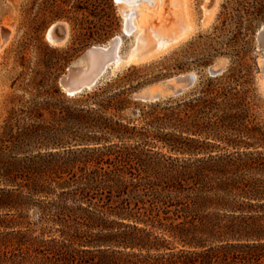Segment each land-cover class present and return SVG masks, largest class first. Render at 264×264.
<instances>
[{
    "label": "rangeland",
    "instance_id": "obj_1",
    "mask_svg": "<svg viewBox=\"0 0 264 264\" xmlns=\"http://www.w3.org/2000/svg\"><path fill=\"white\" fill-rule=\"evenodd\" d=\"M191 10L197 29L189 38L138 62L128 59L136 34L125 31L116 0H0L2 235L22 230L30 240L61 238L64 224L53 215L56 208L44 213L41 209L51 204L69 206L76 220L67 225H84L80 232L89 240L98 233L108 237L118 230L132 231L134 226L143 229V236L150 233L151 240L163 245L160 250L127 248L143 254L169 250L165 246L182 247L170 230L180 221L240 225V217L233 216H246L248 222L253 221L251 225L264 226V199L246 192L244 186L262 189L264 185V56L257 41L264 24V0H191ZM58 23L67 28L66 36L63 42L56 36L51 42L48 30ZM116 36L121 39L119 55L124 61L106 69L90 87L69 95L60 82L68 67L81 65L88 48L105 45ZM217 65L223 71L210 75L209 68ZM188 72H195L197 80L182 94L156 102L137 98L146 89ZM208 81L242 101L243 119H234L237 130L224 129L208 137L187 130L192 110L184 102L205 96ZM218 100L225 108L227 98ZM222 115L219 109L208 110L196 121L212 123ZM99 116L127 125L131 133L120 139L101 131ZM188 137L197 141H188ZM104 138H109L106 144L117 146L99 164L85 162L96 155L80 150L97 146L96 140ZM125 148L131 152L127 165L119 160L118 150ZM236 152L245 154L237 156ZM230 153L235 164L206 166L201 175L193 173L204 166L198 158ZM119 164L132 166L133 174H124L129 181L151 179L161 186L164 181L182 185L185 189L180 192L175 187L163 191L156 186V196L169 195L174 202L182 199L188 208L176 203L166 206L155 201L152 191L132 187L121 195L95 189L83 197L74 194L84 184L83 172L100 167L111 170ZM196 179L206 185L203 192ZM223 182L228 190L219 189ZM197 195L206 198L193 204ZM18 240L15 234L14 242L0 246L1 259L27 255L29 244L21 245Z\"/></svg>",
    "mask_w": 264,
    "mask_h": 264
},
{
    "label": "trees",
    "instance_id": "obj_2",
    "mask_svg": "<svg viewBox=\"0 0 264 264\" xmlns=\"http://www.w3.org/2000/svg\"><path fill=\"white\" fill-rule=\"evenodd\" d=\"M204 93L205 96L193 99L200 104L192 105L193 100L187 103L184 102V105L192 110L191 115H188L189 118L192 117L190 119L192 120L190 122L191 129L187 130L194 135L203 134L207 137L217 136L224 129L237 130L238 127L235 120L243 119V113L240 112L242 110V101L229 97L228 90L225 87L220 85L215 86L212 81H208V87L204 90ZM224 98H227V105L225 108H221V104L223 103L219 102L218 99H222L221 101H223ZM213 109H219L224 113V115L218 118V121L207 124L206 122L196 121V118L202 117L200 115ZM233 109L238 110L233 112ZM97 126L101 131H105L120 139L127 136L126 134L131 133L127 125L112 122L103 116H99ZM186 139L191 142L197 141L195 137H188ZM104 141H109V138L97 139V146L83 147L80 150L93 153L91 154L93 156L96 155L93 158L87 157L84 159L85 162L94 160L99 164L103 160L102 156L109 154L107 151L110 152L114 146H117L115 143L106 144ZM118 151L122 157V159H119L120 162H126L127 165L129 160L126 157H129L131 152H128L127 148ZM236 154L237 156H241V154L245 153L236 152ZM235 159L232 153L219 156L212 154L203 156L198 158L197 161H200L199 164L205 167L201 166L193 173L201 175L202 172L207 170L206 166H229L235 164ZM237 159L242 161V157H237ZM126 165L122 166L119 164L111 170L100 167L89 172H83L81 180H84V184L77 188L74 194H80L83 197L88 190L95 189L106 190L109 194L114 191L116 195H121L122 193H126L129 187H132L133 190L152 191L155 201L163 202L166 206L176 203L175 205H182L188 208V204L186 205L182 202V199L174 202L169 195L163 199L161 195L156 196L157 190L155 187L161 186V184L155 183L151 179L144 181V183L142 181L133 182L124 179V174H133L132 166L126 167ZM196 181L195 183L201 187L200 191L203 192L206 185L201 184L200 179H196ZM164 183L165 185L161 186V190L163 191L170 190L172 187H175L179 192L185 189L182 185L176 187L174 182L168 183L164 181ZM224 183H221L220 190L228 188L225 186L228 184L224 185ZM244 186L248 187V191L246 192H253L252 194L256 196L260 195L264 199V185L262 189L252 184H245ZM241 190L245 189L241 188ZM205 198L203 195H197L193 204L199 203ZM50 206H43L41 209L44 213L49 210L51 212L52 208H56L53 215L56 216V220L64 224L61 225V238L43 239L33 237L30 240L26 239V233L22 230H18L16 233L15 231L7 233V235L0 233V246L8 244L12 240L14 242L15 234L19 238V244H29L28 251L26 252L27 255H17L18 258L16 259L15 254L12 255L13 258H0V264H4L5 262H9L10 264H264V226L251 225L254 224L253 221L248 222L246 216H233L234 219H239L240 217L242 220L240 225H186L187 222L180 221L178 225H172L170 230L174 237L182 243V247L175 249L165 246L169 250L157 254H143L128 250L127 248H154L156 250L163 248V245L157 240L150 239V233H146L143 236L141 234L144 231L143 229L134 226V230L132 231L118 230L110 233L108 237L105 234L98 233L94 235V239L89 240L84 233L80 232L79 227L84 225H67L69 221L76 220V216L72 218L73 210L69 206L61 204H51ZM224 206L231 207L230 205ZM249 218L253 217L249 216ZM86 226L96 227L100 225ZM6 236L9 237L6 238Z\"/></svg>",
    "mask_w": 264,
    "mask_h": 264
},
{
    "label": "bare ground",
    "instance_id": "obj_3",
    "mask_svg": "<svg viewBox=\"0 0 264 264\" xmlns=\"http://www.w3.org/2000/svg\"><path fill=\"white\" fill-rule=\"evenodd\" d=\"M118 3L124 16L125 31L136 34V43L130 51L129 60H147L165 53L185 41L197 29L191 0H120ZM207 15L209 17V13ZM55 25H52L47 33L51 42L57 40L53 31ZM262 28L264 24L258 30V37L263 34ZM120 40V36H116L105 45H93L88 48L84 62L79 66L70 65L67 73L62 76V88L69 95H74L80 92L83 86L90 87L96 83L110 66L119 67L124 61L119 55ZM260 48L264 56V44H261ZM262 62L264 68V59ZM212 68L221 67L217 65ZM192 73L197 76L195 72Z\"/></svg>",
    "mask_w": 264,
    "mask_h": 264
},
{
    "label": "water",
    "instance_id": "obj_4",
    "mask_svg": "<svg viewBox=\"0 0 264 264\" xmlns=\"http://www.w3.org/2000/svg\"><path fill=\"white\" fill-rule=\"evenodd\" d=\"M53 31L58 40L63 41L67 33V28L63 24L58 23L54 26ZM261 31L263 33L262 36L257 37L258 45L264 44V28H262ZM7 37L8 36L6 35L5 38ZM222 71V67L220 69L209 68V73L212 76L219 75ZM196 80L197 76L192 72L177 74L159 84H156L154 88L146 89L138 94L137 98L144 102H156L170 95L176 96L182 94L187 88L192 86ZM85 88L86 86H83L82 89Z\"/></svg>",
    "mask_w": 264,
    "mask_h": 264
},
{
    "label": "snow or ice",
    "instance_id": "obj_5",
    "mask_svg": "<svg viewBox=\"0 0 264 264\" xmlns=\"http://www.w3.org/2000/svg\"><path fill=\"white\" fill-rule=\"evenodd\" d=\"M117 2H120V0H117Z\"/></svg>",
    "mask_w": 264,
    "mask_h": 264
}]
</instances>
